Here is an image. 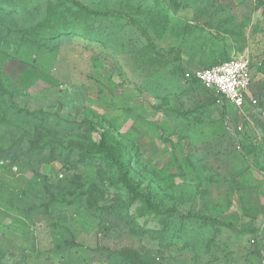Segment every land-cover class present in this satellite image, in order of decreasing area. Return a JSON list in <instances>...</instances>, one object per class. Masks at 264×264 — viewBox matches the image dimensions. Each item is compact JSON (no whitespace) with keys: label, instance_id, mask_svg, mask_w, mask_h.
I'll list each match as a JSON object with an SVG mask.
<instances>
[{"label":"rangeland","instance_id":"obj_1","mask_svg":"<svg viewBox=\"0 0 264 264\" xmlns=\"http://www.w3.org/2000/svg\"><path fill=\"white\" fill-rule=\"evenodd\" d=\"M75 2L165 51L247 53L264 91V0H0V264H264L262 135ZM102 131L162 212L87 154Z\"/></svg>","mask_w":264,"mask_h":264},{"label":"built area","instance_id":"obj_2","mask_svg":"<svg viewBox=\"0 0 264 264\" xmlns=\"http://www.w3.org/2000/svg\"><path fill=\"white\" fill-rule=\"evenodd\" d=\"M185 77L196 79L204 87L214 90L222 99L234 102L244 115L259 105L258 97L251 90L253 77L248 56L186 71Z\"/></svg>","mask_w":264,"mask_h":264},{"label":"trees","instance_id":"obj_3","mask_svg":"<svg viewBox=\"0 0 264 264\" xmlns=\"http://www.w3.org/2000/svg\"><path fill=\"white\" fill-rule=\"evenodd\" d=\"M75 3H76V5H78V7L81 10L86 11L88 13L105 16V17L112 18L115 20L125 19V20L131 22L132 24L136 25V27L138 29H140L143 32V34L147 37V39L149 40V44L154 48V50L157 53L163 54V55H167V54L171 53V54H174L176 56V58L179 61V69L181 71L180 73H181V75L183 74L182 76L184 77L185 80L198 83V81L196 79H187L185 77L186 71L184 70L182 63H181V51H180V49H178L176 47H171L165 51V50H162L161 48H159L156 45V43L153 41V39L151 38L149 33L147 32V30L142 26V24L139 21H137L136 19H134L132 16L128 15L127 13L118 11L116 9L105 8L103 10H95V9H92V8L86 6V5H83L80 2H75ZM214 95H216V93H214ZM216 99H217V97H216ZM90 127L93 130L98 129L93 124L92 125L90 124ZM263 142H264V140H263ZM86 152H87V154H89L91 156L99 157L100 159H102L104 162H106L109 165L116 166L119 170L121 181L131 191V193L133 194V198L134 199H140L148 210L155 211L157 213H160L163 211V209L154 201L151 194L142 191L139 184L136 183L134 180H132L131 168H130L129 164L124 159L121 152L119 150H117L114 146H112V144L109 142L107 134L105 133V131L101 132V137H100L99 141L91 143L86 148Z\"/></svg>","mask_w":264,"mask_h":264},{"label":"crops","instance_id":"obj_4","mask_svg":"<svg viewBox=\"0 0 264 264\" xmlns=\"http://www.w3.org/2000/svg\"><path fill=\"white\" fill-rule=\"evenodd\" d=\"M252 22L254 20H251ZM180 49V48H179ZM181 63H182V66L184 68V70L186 69H190V70H194V69H197V68H201V67H210V66H214L218 63H221L222 61L224 60H230V59H233V58H236V57H239V56H248L249 55L247 53H244V54H239V56H218V55H213V56H203V52L202 50H197L196 48L193 50V51H190L191 54H185L183 52V50H181ZM193 56V58H190V59H185L184 56ZM230 57V58H228ZM264 91H260V90H255L253 91V93H263ZM257 96V95H256ZM226 101L227 104H231L233 107V111L235 112V110L237 111V114H238V119H242L244 123H239L237 124L238 125V129L239 130H242L243 129V126L244 125H251L253 126L254 128H252L253 132L257 131L259 132V134H261V140L263 141L264 140V107L261 106L260 107V116H262V120H263V124H262V128H260L258 126V121H256L257 123L255 124V122H253V119L251 118V113L254 109H250L247 111V113L244 115L243 113L240 112V110L238 109V107L235 105L234 102L230 101V100H227V99H224ZM250 122V123H249ZM256 125V127H255ZM241 127V129L239 128Z\"/></svg>","mask_w":264,"mask_h":264}]
</instances>
